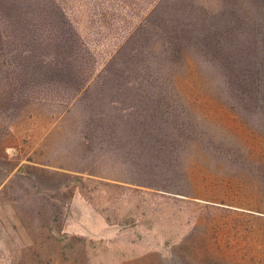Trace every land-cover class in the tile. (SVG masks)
<instances>
[{
    "label": "rangeland",
    "instance_id": "rangeland-1",
    "mask_svg": "<svg viewBox=\"0 0 264 264\" xmlns=\"http://www.w3.org/2000/svg\"><path fill=\"white\" fill-rule=\"evenodd\" d=\"M123 1L89 0V16L105 9L111 25L94 38L103 34L104 45L92 42L97 61L150 2ZM144 15L138 58L151 61L174 25L195 31L196 46L208 42L206 29L232 40L264 28V0H159ZM94 30L89 23L90 40ZM210 58L185 49L180 64L153 74L79 72V94L55 79L0 73V264H264V216L246 210V151L264 136V106L241 102ZM125 107L152 130L140 140L141 163L109 179L90 175L77 153L89 157V139L112 138L109 117L126 114L108 115Z\"/></svg>",
    "mask_w": 264,
    "mask_h": 264
},
{
    "label": "trees",
    "instance_id": "trees-1",
    "mask_svg": "<svg viewBox=\"0 0 264 264\" xmlns=\"http://www.w3.org/2000/svg\"><path fill=\"white\" fill-rule=\"evenodd\" d=\"M155 1L150 0L148 4H144L143 16L146 17L144 14L154 11L159 0L156 5L153 4ZM120 2L125 5L123 0ZM104 11L96 14L94 10V14L89 16V0H0V73L11 80V76L16 78V75L24 74L23 76L31 78L33 84L55 79L61 88H68L79 94L87 88L86 85L74 84V75L79 72H89L91 77L127 75L133 72L153 74L163 68L169 67L170 70V67L180 64L174 61L185 49H192L194 52L204 50L211 55L212 64L222 74L229 91L239 93L241 102L264 106L263 27L244 29L242 35L237 34V38L232 40L227 29L214 28L213 34L208 33L206 29L204 39L208 42L203 46H196L189 43L195 31L187 33L184 29L178 30V25H174L168 29V37L163 35L162 39L166 42V46L161 47L163 57L149 61L138 58L145 54L146 48L136 42V39L142 36L150 25L147 17H143L132 24L124 35H120L112 47H106L104 55L97 61L91 53L92 42L104 45L103 34L102 38H94L102 29L106 31L111 26ZM110 18L114 19L113 16ZM89 23L95 28L93 33L91 31L93 40L89 39ZM115 24L117 23L112 25ZM159 33L160 30H155V34ZM172 34L177 35V39L187 36L185 42L189 44L174 45L170 40ZM239 40L245 41L241 43ZM9 84L12 88L15 87L13 82ZM116 103L109 104L113 107L117 106ZM133 104L136 103L130 105ZM113 110L108 116L124 111L120 108ZM101 112L97 115L105 117ZM121 114L124 115V112ZM121 117H109L114 121V126L110 129L111 136H118L119 130L122 129L134 144L138 143L139 148H142L140 140L147 139L152 130L149 132V128L142 121L136 127H130L120 121L127 115ZM141 119L143 120V117ZM146 146L148 144L143 145L144 148Z\"/></svg>",
    "mask_w": 264,
    "mask_h": 264
},
{
    "label": "crops",
    "instance_id": "crops-1",
    "mask_svg": "<svg viewBox=\"0 0 264 264\" xmlns=\"http://www.w3.org/2000/svg\"><path fill=\"white\" fill-rule=\"evenodd\" d=\"M125 109L121 113L126 114L130 110L127 107ZM101 114L107 115L104 112ZM130 120H132L131 123ZM141 121V118L131 119V116L127 115L123 123L130 127H136ZM142 122L148 123L149 121ZM121 123L119 122V124ZM77 154L82 160L85 159V162L89 161L90 175L104 179H109L111 175L119 176L122 173L120 172L122 168H131L141 163L140 148L135 146L134 141L122 129L119 130L118 136H113L109 140L105 138L101 142H97V140L89 139V157L87 154L82 155L84 153L78 152ZM246 159V210L247 213L261 217L264 216V136L260 141L256 139L252 149L247 148ZM112 180L121 181L117 178Z\"/></svg>",
    "mask_w": 264,
    "mask_h": 264
}]
</instances>
